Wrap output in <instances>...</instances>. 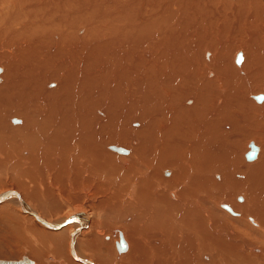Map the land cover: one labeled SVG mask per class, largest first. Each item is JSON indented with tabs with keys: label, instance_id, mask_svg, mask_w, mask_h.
<instances>
[{
	"label": "bare ground",
	"instance_id": "bare-ground-1",
	"mask_svg": "<svg viewBox=\"0 0 264 264\" xmlns=\"http://www.w3.org/2000/svg\"><path fill=\"white\" fill-rule=\"evenodd\" d=\"M5 175L26 196L3 190L0 219L37 218L51 231L33 240L69 264H264L245 252L264 243V0H0ZM64 195L92 202L80 238L88 211L53 220ZM99 220L127 228L120 260Z\"/></svg>",
	"mask_w": 264,
	"mask_h": 264
},
{
	"label": "rangeland",
	"instance_id": "rangeland-1",
	"mask_svg": "<svg viewBox=\"0 0 264 264\" xmlns=\"http://www.w3.org/2000/svg\"><path fill=\"white\" fill-rule=\"evenodd\" d=\"M206 59H207V57H206ZM256 96H258V95H256ZM2 103H4V101H1ZM258 102H260V101H258ZM18 118H20V117H18ZM18 118H11L10 120L8 119L7 120V122H8V124H7V127H8V129H12V128H14L15 126H19L20 124H21V122L20 123H15V122H13V119H16V120H19ZM4 119V118H3ZM133 126L134 127H136V125H134L133 124ZM121 147L123 146V148H125V149H129V146L127 147V145L126 146H124V145H120ZM131 146V145H130ZM111 152H113V153H116V154H125V153H118V152H116V151H113V150H111ZM130 153V151H128V153H126V154H129ZM20 154H21V152H20ZM17 159L19 160L20 159V157H17ZM50 162H51V160H50ZM165 175V174H164ZM166 176V175H165ZM5 177H6V180L8 181V182H6V184H7V186L4 188V189H0V193L3 191V190H7V189H16V188H18L19 189V192H20V194H21V196L23 197V198H25V196H26V191L25 190H23V189H21L20 187H19V181L15 184V182L13 181V179H12V175L10 176V175H5ZM42 177L45 179H47L48 178V176H47V172H46V170H44V172H43V175H42ZM3 184L5 183L4 181L2 182ZM27 185H28V188H30L31 190H32V187L29 185V181H27ZM1 188V187H0ZM61 188L63 189V188H65L64 190L65 191H63L62 190V192H61ZM60 188V192H61V194L63 193V192H69V187H67V186H62ZM66 189H68V190H66ZM59 191V190H58ZM66 192V193H67ZM63 195V194H62ZM66 195V194H65ZM63 196L64 198H62V207H60V211L59 212H57V217H56V219H53V220H57V219H62V218H66V219H68V218H70L71 216H73V215H75V214H77L78 212H80L77 216H85V215H81L82 213H84V214H87V216H88V218H89V222H88V224H87V226L85 227V228H80V230H79V232H77V238L79 237H81L82 236V233H86V232H91V220L93 219L92 218V214H93V209H91L92 208V205H90L92 202L90 201V198H85V196H81V198L79 199L78 198V200H76V201H74V200H70V198L69 197H67V196ZM19 198V197H18ZM98 198H100V197H98ZM89 200V202H87ZM27 200L26 199H23V203L24 204H26L25 206H27V207H29L28 206V204H27V202H26ZM26 202V203H25ZM82 202V203H81ZM85 202V203H84ZM6 203V202H5ZM77 203H79V208H77L76 209V207H78V205H77ZM221 208V207H220ZM71 211V212H70ZM87 212V213H85V212ZM146 211V210H145ZM241 211V210H240ZM14 212H16V213H18L20 216H26V217H29V215L28 214H25L23 211H20V210H15L14 209ZM64 212H65V214H67L68 215V218H67V215H65L64 214ZM67 212V213H66ZM70 212V213H69ZM101 212V211H100ZM63 213V214H62ZM69 213V214H68ZM74 213V214H73ZM102 213V212H101ZM60 214H62V215H65V217L64 216H61ZM58 215H60V217L58 216ZM91 215V216H90ZM86 217V216H85ZM231 217H234V216H231ZM15 218H17V217H15ZM30 218V223H32V225H33V227H29V225H28V223L26 222H24L23 224H22V222H21V220H17V219H19V217L17 218V219H15V221H14V215H12L11 217H9V218H5V219H13V220H9V221H3L2 219H0V258H6V259H10V258H20L23 254H26L30 259H32V262H31V264H38V262L39 261H41V262H43V263H45V262H56L57 264H60V262H64L65 264H69V262L67 261V260H65L64 258H58L56 255H54V251H53V247H52V241L50 240V241H45V242H37V244H36V239H34L33 240V238H35V237H37V234H36V231L38 230V229H42V230H44V231H47V232H50L51 230H49V227H46V226H43L42 225V223L41 222H39V220L37 219V221H36V219H35V217H29ZM55 218V217H54ZM76 218V217H75ZM87 218V217H86ZM85 218V220H87ZM234 218H237V217H234ZM64 220L65 219H63V222H64ZM74 220V219H73ZM13 221V226H11L12 225V223L11 222ZM32 221V222H31ZM164 222V221H163ZM249 222V221H248ZM8 223H11V224H9L8 225ZM20 225H19V224ZM27 224V225H26ZM86 224V221H85V223H83L82 225H79L80 227L81 226H84ZM26 225V226H25ZM68 225V226H67ZM98 225H100V226H102L101 228L104 230V233H103V235H102V239H101V242H99L100 240H98L97 241V244H98V246L100 245V243H101V245H100V247H102L103 246V248L101 249V252H106V250H107V245H111L112 246V250H113V252H114V256H115V260H120V258H121V256L122 255H125L127 252H128V250H129V245H127V247H126V249H124V250H121V251H118V249L116 248V244H115V241L117 240V238L115 239L114 237L116 236V234L115 233H113L112 232V230H115V231H120V232H123L124 234H126L125 232V230H127V228L126 227H124V226H118V224H116L117 226H111L112 227V229H111V227L110 228H107L106 227V225L103 223V221L102 220H99L98 221ZM144 225V224H143ZM166 223L164 222L163 223V225L161 226L162 228H165L166 226H167V228H169L170 227V225H166ZM234 225V226H233ZM233 225H231V224H226L225 226H223V230H225V231H227V229H233V231L234 232H232L233 233V235H235L236 233H238V232H240L241 231V229H242V227H240V226H237L235 223H233ZM251 225V224H250ZM11 226V227H10ZM19 226V227H18ZM20 226H24V227H26L25 229H23L22 227H20ZM78 226V227H79ZM105 226V227H104ZM252 226V225H251ZM16 227V229H14ZM28 227V228H27ZM115 227H116V229H115ZM12 228V229H11ZM67 228V229H66ZM72 226H70L69 224H66L65 225V229L66 230H71V233L75 230V228H77L76 226L75 227H73L72 229ZM90 228V229H89ZM253 228H255V229H257L256 227H254L253 226ZM29 229V230H28ZM102 229H101V231H102ZM118 229V230H117ZM222 229H219V231H221ZM73 230V231H72ZM125 231V232H124ZM26 232H28V233H26ZM70 232H68V237L70 238V234H71ZM117 233V232H116ZM261 233L264 235V233L261 231ZM20 234V235H19ZM22 234V235H21ZM105 234V235H104ZM30 235V236H29ZM112 235V236H111ZM25 236H27V237H29V239L26 237L25 238ZM236 236H238L239 238H241V240H243V239H245L246 241H252V238H248L247 236H245V238H243L240 234L239 235H236ZM23 237V238H22ZM31 237H32V239H31ZM113 237V238H112ZM68 238V239H69ZM106 238H108V239H106ZM111 239V240H110ZM24 241H25V243H24ZM29 241H30V243H29ZM32 241V242H31ZM70 241H71V239H69V241L67 240V243H69L70 244ZM77 241L78 240H76L75 239V241H74V245L75 246H78L77 244ZM257 241H259V240H256V239H254L253 240V242H251V246H253V247H256L257 249H256V251H254V250H251V249H249V250H245V252H247V253H249V256H250V258H251V256H253L254 254H260L263 258H264V243H262L261 241L259 242V244L258 243H256ZM263 242H264V240H262ZM33 242H35V244L33 243ZM244 242V241H243ZM66 243V244H67ZM76 243V244H75ZM245 243V242H244ZM141 244V247H143V248H146L147 246H155V247H159V246H161V241H158V242H150V245H148L147 243H144V242H141L140 243ZM29 245L33 248L34 247V249L35 248H37V249H39V250H42V255H43V257L40 259V260H37L36 259V257L33 255V253H31L32 251H30L29 249L30 248H28L29 247ZM140 246V245H139ZM250 246V245H249ZM140 247V248H141ZM68 252H69V254H70V257H69V259L71 260V261H73V262H75L76 263V261H78L77 260V258H75L76 257V255L73 253V252H71L70 253V248H68V249H66ZM141 250V249H140ZM257 250H259V251H257ZM53 253V254H52ZM72 255V256H71ZM50 257H52L53 259L51 260L50 259ZM79 257V256H78ZM84 257V256H83ZM86 257V256H85ZM74 259V260H73ZM89 259H91V258H89ZM210 259H212V256H210L209 257V259L208 260H205V259H203L202 258V260H204V262H207V263H209V260ZM47 260V261H46ZM58 260H60V261H58ZM93 260V261H92ZM91 261L94 263V264H98L99 262L97 261V262H94L95 261V259H92ZM253 260V259H252ZM79 263H81V264H87V263H82L81 261H79ZM222 263H226L227 264V262L226 261H221V262H218V263H216V264H222ZM147 264V263H146ZM148 264H155V261H153V262H149ZM231 264V263H230ZM233 264V263H232ZM241 264H258V262H257V260H254L253 262H248V261H243Z\"/></svg>",
	"mask_w": 264,
	"mask_h": 264
},
{
	"label": "water",
	"instance_id": "water-1",
	"mask_svg": "<svg viewBox=\"0 0 264 264\" xmlns=\"http://www.w3.org/2000/svg\"><path fill=\"white\" fill-rule=\"evenodd\" d=\"M257 150V146L254 143L250 144V149L246 152V156L252 158L255 156ZM121 248L125 247V242L123 239L120 240ZM26 262H32L26 254H23L20 258H0V264H25Z\"/></svg>",
	"mask_w": 264,
	"mask_h": 264
},
{
	"label": "crops",
	"instance_id": "crops-1",
	"mask_svg": "<svg viewBox=\"0 0 264 264\" xmlns=\"http://www.w3.org/2000/svg\"><path fill=\"white\" fill-rule=\"evenodd\" d=\"M19 123V122H18ZM21 198V197H20Z\"/></svg>",
	"mask_w": 264,
	"mask_h": 264
}]
</instances>
